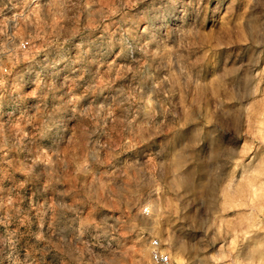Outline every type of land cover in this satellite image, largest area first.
Wrapping results in <instances>:
<instances>
[{"label": "rangeland", "instance_id": "374dc122", "mask_svg": "<svg viewBox=\"0 0 264 264\" xmlns=\"http://www.w3.org/2000/svg\"><path fill=\"white\" fill-rule=\"evenodd\" d=\"M153 240L264 264V0H0V264Z\"/></svg>", "mask_w": 264, "mask_h": 264}, {"label": "built area", "instance_id": "2783aa9c", "mask_svg": "<svg viewBox=\"0 0 264 264\" xmlns=\"http://www.w3.org/2000/svg\"><path fill=\"white\" fill-rule=\"evenodd\" d=\"M24 47V46H23ZM151 246L153 250L151 252V259L156 264H167L168 263V256L162 254L157 250V241H151Z\"/></svg>", "mask_w": 264, "mask_h": 264}]
</instances>
